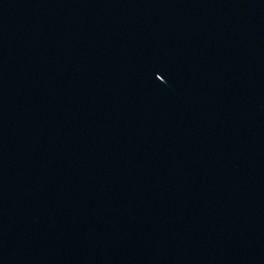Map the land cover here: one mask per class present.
I'll use <instances>...</instances> for the list:
<instances>
[{
  "label": "water",
  "instance_id": "water-1",
  "mask_svg": "<svg viewBox=\"0 0 264 264\" xmlns=\"http://www.w3.org/2000/svg\"><path fill=\"white\" fill-rule=\"evenodd\" d=\"M0 264H264V0H0Z\"/></svg>",
  "mask_w": 264,
  "mask_h": 264
},
{
  "label": "snow or ice",
  "instance_id": "snow-or-ice-1",
  "mask_svg": "<svg viewBox=\"0 0 264 264\" xmlns=\"http://www.w3.org/2000/svg\"><path fill=\"white\" fill-rule=\"evenodd\" d=\"M162 78V77H161Z\"/></svg>",
  "mask_w": 264,
  "mask_h": 264
}]
</instances>
